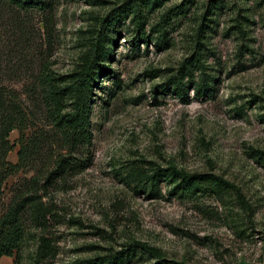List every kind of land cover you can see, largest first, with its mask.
<instances>
[{
  "label": "rangeland",
  "instance_id": "obj_1",
  "mask_svg": "<svg viewBox=\"0 0 264 264\" xmlns=\"http://www.w3.org/2000/svg\"><path fill=\"white\" fill-rule=\"evenodd\" d=\"M89 62L85 142L49 111ZM68 154L90 161L47 180ZM6 161L0 218L43 212L0 264H264V0H0Z\"/></svg>",
  "mask_w": 264,
  "mask_h": 264
},
{
  "label": "trees",
  "instance_id": "obj_2",
  "mask_svg": "<svg viewBox=\"0 0 264 264\" xmlns=\"http://www.w3.org/2000/svg\"><path fill=\"white\" fill-rule=\"evenodd\" d=\"M116 8H113L111 11H114ZM111 11L108 14H111ZM93 72V64L89 62L88 65L79 72L78 79L74 89V107L71 111H66L63 113L54 114L49 111L54 120L56 126L61 130L62 133L66 134V124L74 120L76 124L81 128L80 135L84 139L83 141L89 142L92 137V130L89 127V93H88V81ZM13 128L12 124L7 125L5 133H8ZM73 140V139H72ZM3 148L2 157L5 156L6 152L10 149V146L7 144ZM90 161L89 157L83 156L79 157L73 154H68L67 156L60 157L56 160L55 164L51 169L48 170L46 179H52L59 175H61L66 169L76 168V167H85ZM1 169V179H4L6 174L9 172V169L15 166L16 164H12L9 162L3 163ZM182 176V180L190 184L194 181H199L202 179V174L197 173H187L184 171L178 172ZM37 175L33 176L34 182L38 181ZM33 204V210L37 212H43L42 205L35 202V199L30 196L27 197H16L8 210L2 217L0 218V256L1 255H10L12 253V248L14 246L13 239L8 238V236L4 233L7 231L5 228L13 229L12 234L16 236L17 232V220L19 212L26 205ZM130 247H142L147 250H154V247L139 241H134L129 243ZM120 254L119 251L110 253L105 256V264L109 262H113L119 259Z\"/></svg>",
  "mask_w": 264,
  "mask_h": 264
}]
</instances>
